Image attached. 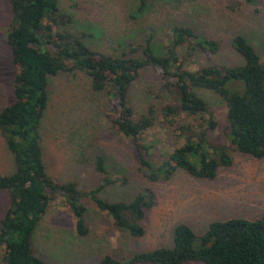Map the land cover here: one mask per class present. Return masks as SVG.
I'll return each instance as SVG.
<instances>
[{"label":"trees","instance_id":"obj_1","mask_svg":"<svg viewBox=\"0 0 264 264\" xmlns=\"http://www.w3.org/2000/svg\"><path fill=\"white\" fill-rule=\"evenodd\" d=\"M7 2L10 18L3 39L14 68L12 102L0 110V139L10 154L13 170L0 175V191L8 196L0 217V248L3 264H46L31 249L33 231L50 201L61 199L69 211L77 235H84V206L80 199L89 197L95 207L105 212L120 232L133 238L143 234L144 212L154 203L150 188H142L126 203H108L97 198L107 185L118 182L101 158L93 161L101 185L80 193L71 182L56 183L46 173L41 160L40 121L48 104L49 79L59 74L82 73L89 79L93 93L103 94L106 104L102 119L127 140L138 172L150 183L166 182L181 170L198 180H212L219 168L231 164L230 150L254 159L264 157V61L241 35L230 39L231 48L242 58L238 67L206 65L196 70L184 69L186 58L196 53L212 56L217 43L199 36L186 25L169 28L168 40L157 51L149 40L134 48L130 56H110L91 50L84 34L73 33L67 26L72 17L59 10V0H0ZM251 1V0H249ZM148 0H133L131 18L142 15ZM186 51L180 57L178 51ZM146 68L160 76L161 92L172 103L156 109L149 105L134 118L127 102L133 82ZM229 81L243 84L241 93L225 89ZM203 89L220 97L225 106L226 146L212 145L209 132L215 122L208 104L193 91ZM161 118L197 121L196 125L178 127L182 142L159 162H152L153 143L142 142L144 133ZM169 123V122H168ZM105 166V167H104ZM264 264V215L248 220L228 218L212 221L202 234L187 225L172 230L171 245L127 258H101L99 264Z\"/></svg>","mask_w":264,"mask_h":264},{"label":"rangeland","instance_id":"obj_2","mask_svg":"<svg viewBox=\"0 0 264 264\" xmlns=\"http://www.w3.org/2000/svg\"><path fill=\"white\" fill-rule=\"evenodd\" d=\"M58 4L61 13L72 17L67 29L77 35L83 33L86 45L104 55L137 56L139 53L131 51L146 40L157 51L162 50L169 28L186 25L218 45L212 56L196 53L186 58V70L214 64L241 66L242 58L230 46L234 35L243 36L264 61V0H148L144 13L134 19L133 0H59ZM9 18L8 3L0 1V110L12 102L14 68L3 39ZM178 53L180 57L187 54L184 50ZM160 83L156 70L141 71L127 95L134 118L143 115L149 105L158 109L172 103L169 95L159 90ZM224 87L230 93L243 90L238 81H229ZM193 92L208 104L215 122L208 135L209 142L226 146L223 100L211 91ZM105 104L103 94L93 93L89 79L82 73L59 74L49 79L48 104L38 128L41 160L54 182H71L78 192L88 193L101 185V176L93 167L95 158H101L118 180L96 195L108 203L129 202L139 190L150 188L154 203L144 212L143 234L133 238L118 231L111 218L87 196L80 199L85 208L86 233L77 235L71 214L57 198L48 203L30 240L33 255L44 263L99 264L105 256L123 259L170 247L172 230L178 224L187 225L198 235L212 221L251 220L264 215V157L254 159L230 150L231 164L219 168L212 180L194 179L177 170L166 182L150 183L138 172L127 140L102 119ZM196 124L190 118L156 119L141 140L153 143L152 162H159L163 153H170L182 142L178 127ZM10 157L0 140V160L6 163L0 173L9 174L13 170ZM7 201L0 194V217ZM2 254L1 247L0 264Z\"/></svg>","mask_w":264,"mask_h":264},{"label":"crops","instance_id":"obj_3","mask_svg":"<svg viewBox=\"0 0 264 264\" xmlns=\"http://www.w3.org/2000/svg\"><path fill=\"white\" fill-rule=\"evenodd\" d=\"M1 140V139H0ZM2 141V140H1ZM2 146L4 147V143H3V141H2ZM5 148V147H4ZM4 166V167H3ZM3 167V170H5V167H6V163H4L2 160H0V169ZM2 173H4V172H1L0 173V175H2ZM10 173V172H9ZM0 194H2V196L4 197L5 196V198H7V200H8V196H7V193L5 192V191H0ZM8 202V201H7ZM5 206H7V204H5ZM4 206V204H3V212H4V210H5V207ZM5 207V208H4Z\"/></svg>","mask_w":264,"mask_h":264}]
</instances>
